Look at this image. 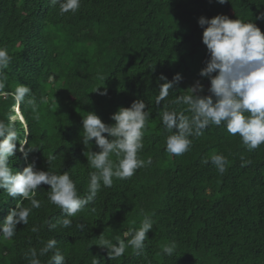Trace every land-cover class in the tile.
<instances>
[{"label": "trees", "instance_id": "16d2710c", "mask_svg": "<svg viewBox=\"0 0 264 264\" xmlns=\"http://www.w3.org/2000/svg\"><path fill=\"white\" fill-rule=\"evenodd\" d=\"M261 13L264 0H81L78 11L64 14L51 0H0V47L12 58L0 92V120L15 123L27 140L26 150L37 149L26 160L18 150L9 157L12 171L21 172L29 163L34 171H68L78 195L86 198L89 174L95 171L87 152L100 149L94 139L82 143L83 117L92 112L113 125L111 116L137 99L150 113L138 157L152 160L132 177L102 185L93 201L70 218L69 228L48 229L46 222L65 214L48 200L50 186H38L35 198L41 207L32 209L27 225H16L11 239L0 238V264H29L25 253L39 252L50 239L57 241L65 264H93L96 258L99 264H264V144L249 151L223 124L209 125L201 136L190 137L187 152L172 155L166 151L171 133L161 117L165 110L190 116L186 105L172 103L187 92L176 83L164 101L155 103L165 82L160 77L172 81L177 73L202 85L206 92L197 95L210 94V79L199 75L210 58L200 17L253 22L264 34V19H257ZM18 85L31 89L38 120L29 97L15 101ZM217 153L228 161L223 174L211 162L203 163ZM111 159L116 161L114 155ZM244 161L250 163L242 166ZM19 200L0 189V224ZM22 202L31 207L30 201ZM144 215L153 228L139 252L129 247L110 259L108 250L96 245L100 236L127 242L124 233L138 229ZM170 242L176 249L168 256L162 246ZM52 254L40 256L41 264H48Z\"/></svg>", "mask_w": 264, "mask_h": 264}, {"label": "clouds", "instance_id": "9594fccd", "mask_svg": "<svg viewBox=\"0 0 264 264\" xmlns=\"http://www.w3.org/2000/svg\"><path fill=\"white\" fill-rule=\"evenodd\" d=\"M217 2L224 4L226 0ZM51 3L59 4L61 14L75 13L81 6V0H51ZM257 19H264V13ZM198 25L204 29L202 43L210 57L199 75L210 79L208 88L210 94L197 95L196 93L203 91L202 85L197 81L186 90L187 94L179 95L172 101L175 104L186 105L185 111L191 113L190 116L185 115L184 111H163L162 123L171 133L166 140V151L175 156L183 155L191 147L190 137L201 136L209 125L222 124L230 135H239L247 150H255L264 144V34L253 22L231 20L224 15H217L211 19L200 17ZM11 59L8 49L0 47V92L5 89L7 81L5 69L9 67ZM213 73L216 74L213 76ZM160 79L165 82L159 87L156 104H160L169 96V90L174 84L179 83L182 77L177 73L172 81H168L164 76ZM13 95L18 104L24 103L25 97H29L27 103L35 113V119L40 118L37 101L31 97V89L28 86L18 85ZM145 109V102L137 99L130 107H121L111 116L115 122L113 125H106L92 112L83 117L82 143L86 146L94 139L100 149L98 152H87V162L95 171L89 174V194L86 198L78 195L76 184L68 171L62 174H55L49 170L34 171V164L29 163L21 172L14 173L9 167V157L18 150L26 160L29 153L37 149L29 147L26 150L24 145L27 140L21 137L15 123L0 120V189L8 196L19 195L21 198L0 224V238L11 239L16 234V225L19 223L27 225L32 209L41 207V201L35 198L41 184L50 186L48 200L65 214V218L55 223L46 222L48 229L51 231L57 227L69 228L72 225L70 218L93 201L102 185L111 187L113 178H130L137 169L150 165L152 163L150 157L147 160L138 157V152L143 148L144 131L150 114ZM104 133H107V137L102 135ZM17 143L20 145L19 149ZM113 155L116 161L111 159ZM53 159L54 156L49 157L48 164ZM209 162L220 174L226 172L228 161L222 154H213L210 161L207 159L203 161L205 164ZM248 163L250 161H244L242 166ZM23 200L30 201L31 207L22 206ZM78 227L83 229L84 226ZM152 228L153 220L149 215H144L138 229L130 228L124 233L125 237H130L127 242L124 239H117L116 243H113L112 240L100 236L96 245L108 250L110 259H116L123 256L129 247L136 252L143 249L146 234ZM32 231L37 232L38 228L33 227ZM56 245L57 241L50 239L39 252L35 248H30L25 253V258L29 264H41L39 257L52 252L48 264H65V257ZM175 249V242L162 246V252L168 256L173 255ZM93 264H99L97 258L93 260Z\"/></svg>", "mask_w": 264, "mask_h": 264}, {"label": "rangeland", "instance_id": "374dc122", "mask_svg": "<svg viewBox=\"0 0 264 264\" xmlns=\"http://www.w3.org/2000/svg\"><path fill=\"white\" fill-rule=\"evenodd\" d=\"M179 74L181 75V77H182L181 81H183V82L177 83V86L187 90L188 88L192 87L195 84V81H193L192 76H190V75L185 76V75H183L181 73H179ZM203 91L206 92L204 89H203ZM15 112H18V109H16ZM15 112H14V114H17ZM15 116L16 117L14 118V120L15 119H20V117H18V115H15Z\"/></svg>", "mask_w": 264, "mask_h": 264}]
</instances>
